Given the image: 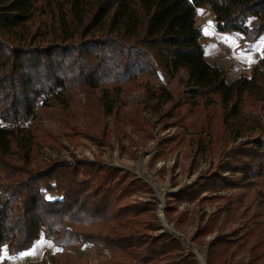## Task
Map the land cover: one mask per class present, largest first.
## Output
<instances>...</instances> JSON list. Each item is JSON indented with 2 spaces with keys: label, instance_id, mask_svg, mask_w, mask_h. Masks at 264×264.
Returning a JSON list of instances; mask_svg holds the SVG:
<instances>
[{
  "label": "trees",
  "instance_id": "16d2710c",
  "mask_svg": "<svg viewBox=\"0 0 264 264\" xmlns=\"http://www.w3.org/2000/svg\"><path fill=\"white\" fill-rule=\"evenodd\" d=\"M204 5L219 32L240 31L250 43L264 33V0H0V256L3 243L20 253L44 236L61 249L30 264H77L70 249L82 243L107 249L116 264H200L151 213L154 196L132 198L153 189L131 170L86 158L32 166L29 124L55 114L81 119L85 111L65 110L68 93L104 82L138 81L161 121L181 138L193 131L197 154L218 155L206 174L169 195L215 201L214 216L242 219L216 233L210 247L228 249L264 226V199L244 205L240 194L226 192L264 183V48L250 74L230 81L225 68L206 59L197 25ZM37 15L49 16L45 27H36ZM118 87L113 97L102 92L108 114ZM78 222L89 227L77 229ZM206 224L199 231L213 232L212 220Z\"/></svg>",
  "mask_w": 264,
  "mask_h": 264
},
{
  "label": "rangeland",
  "instance_id": "374dc122",
  "mask_svg": "<svg viewBox=\"0 0 264 264\" xmlns=\"http://www.w3.org/2000/svg\"><path fill=\"white\" fill-rule=\"evenodd\" d=\"M210 9L208 7L204 11L200 9L199 13L197 12V23L199 21L205 27L209 26ZM48 19L49 16L37 15L34 18V24L36 27H45L44 23H47ZM253 23H255V19L249 21V25ZM206 30L208 34H206ZM226 37L229 36L211 27L204 29L202 41L208 47H218L224 43L230 45L225 42ZM263 40L264 33L258 42ZM240 43L235 49L240 53L241 61L246 62L244 66L240 65L241 69L236 68L238 63L229 61L227 50L222 49V56L228 59L225 65L229 66V70L230 66H234L235 70L232 74H250L256 59L254 57L258 56V44L251 47V43L248 41ZM245 43L248 45L243 48L242 45ZM251 49L253 52H250ZM163 81L168 82L164 75ZM118 86L115 82H104L93 89H72L68 93V102L64 107L65 110L73 113H78L80 110L85 111L81 119L57 118L55 114L54 117L39 119L29 124L34 142L31 150L32 166L53 158L67 160L86 158L101 160L116 166L121 165L120 167L123 166L125 169L131 170L153 189L152 194L142 191L134 194L132 198L149 200L154 196L156 207L151 213L157 215L163 229H169L167 226L177 229L195 244L203 247L208 264H213L214 261V264L225 262L229 264H264V226L261 225L250 234L248 240H242L231 246V249L225 253L218 251L220 253L218 254L214 250H208L211 238L216 233L227 232L233 227L240 226L242 219H237V216L229 217L225 213L214 216L213 214L219 213V204L215 201H183L169 195L196 181L201 174H206L210 164L216 161L218 155L209 152H206L204 156L197 154L194 145L189 144L193 131L186 130L185 137L181 138V132L176 126H170L167 125V122L161 121L156 109L148 106L151 100L145 97V90L138 81H127ZM117 87L121 89L118 91V101L115 102L114 98H110L114 99L112 102L116 103V107L108 114L101 110L103 101L101 95L103 91H109L107 92L108 97H113ZM61 108L55 107L51 110H61ZM86 109H89L90 112L88 113ZM193 116L198 121L200 116L198 108L194 109ZM76 123H78L77 126H75ZM193 125L196 129L200 123L197 122ZM173 136L175 139L172 143H166V139ZM190 141L193 142L194 139ZM204 141H207V138ZM213 145L214 148L221 147L218 143ZM240 191H243V196ZM226 192L233 194L234 198L240 194L239 197L244 205L252 201L259 202L264 199V183L227 189ZM51 196L55 197L52 194ZM160 207L163 208V216L158 215ZM261 207L264 208V203ZM151 217L153 218V216ZM209 220H212L214 231L210 232L207 229L200 232L199 229L203 225H207ZM74 227L77 229L88 228L89 224L78 222L74 223ZM87 244L83 246L84 250L81 249L82 245L80 249H70L77 258V264H89L88 256H92L96 249L103 248L91 243ZM184 247L187 250L186 246ZM60 249L52 240L44 236L20 253L14 252L7 243H3L0 264H30L31 261L49 259L51 254ZM29 250H32V254L22 255ZM108 252L110 253V251ZM110 255V259L114 262V256L111 253ZM70 258L72 259V257ZM100 264L103 263L100 262ZM134 264L144 263L134 261Z\"/></svg>",
  "mask_w": 264,
  "mask_h": 264
},
{
  "label": "crops",
  "instance_id": "0c3cea01",
  "mask_svg": "<svg viewBox=\"0 0 264 264\" xmlns=\"http://www.w3.org/2000/svg\"><path fill=\"white\" fill-rule=\"evenodd\" d=\"M208 7H210L209 5H204V6H200L198 8V13H199V10L202 9L203 11L205 9H207ZM211 11V19H210V24H208L209 26H206L203 24V23H197V25H199L202 29V32L204 33V29L205 28H215L214 27V13H213V10L210 9ZM216 30V29H215ZM227 36H229L230 38H233L235 40V47L231 46L230 48V45H219L218 47H208L207 45H205V56H206V59L210 62V63H217L219 65H221L223 68H225L226 70H228V77L230 76V81L237 78L240 74H232V72L235 70L233 67L234 66H230L231 69L229 70V66H226V58H224L222 56V49H225L227 50V52L229 53L228 57H229V61H232L231 63H238L237 65V69H241L242 66L245 65L246 62H242L241 61V55L240 53H238V51L235 49L236 47H238L242 42L244 41H248L250 43V41L246 38V36L244 35V33L240 32V31H236V32H231V33H225ZM258 44V56L254 57L256 58L253 62V65H255L258 60L261 58L262 56V52H263V48H264V40L263 41H260V43L257 41L256 43H251V47L253 45H257ZM253 52V49L250 50V52ZM253 56V55H252ZM235 65V64H234ZM244 74H247V73H244ZM232 75V76H231ZM179 190V189H178ZM177 190V191H178ZM176 191V192H177ZM214 237V236H213ZM213 237L211 239H213ZM84 245H88L87 243L83 244L81 249H83V246ZM198 245V244H197ZM90 246V245H89ZM229 249H231L230 247L227 249H223L222 247L218 248V247H210L209 245V248L208 250H214L215 252H217L218 254H220L218 251L222 252V253H225L227 252ZM84 250V249H83ZM98 250V251H97ZM110 253L107 251V249H104V248H98L96 249L95 252L92 253V256H88V262L89 264H100V262H102L103 264H115L111 259H110ZM207 256V255H206ZM112 263H111V262ZM206 261H207V258H206ZM215 263V261H214ZM213 263V264H214ZM208 264V263H207ZM222 264H229L228 262H225V263H222Z\"/></svg>",
  "mask_w": 264,
  "mask_h": 264
},
{
  "label": "built area",
  "instance_id": "2783aa9c",
  "mask_svg": "<svg viewBox=\"0 0 264 264\" xmlns=\"http://www.w3.org/2000/svg\"><path fill=\"white\" fill-rule=\"evenodd\" d=\"M248 43L243 44V48L247 47ZM121 166V165H118ZM123 167V166H122ZM170 230H172L176 235H178L180 238H182V240L184 241V246H186L187 251H189V249H192V252L195 253L197 259L199 260L200 264H207L206 261V254L205 251L203 249V247L195 244L193 241H191V239L189 237H187L184 233L180 232L177 229L171 228L170 226H167Z\"/></svg>",
  "mask_w": 264,
  "mask_h": 264
},
{
  "label": "snow or ice",
  "instance_id": "6c2138e0",
  "mask_svg": "<svg viewBox=\"0 0 264 264\" xmlns=\"http://www.w3.org/2000/svg\"><path fill=\"white\" fill-rule=\"evenodd\" d=\"M209 23H211V22H209ZM206 34H208V33H207V30H206ZM225 42L229 43L230 46L235 47V40H234L233 38L226 37V38H225ZM49 198L51 199L52 197H49ZM38 243H39V241H38ZM29 254H32V250H29V252H27V253H23L22 255H29Z\"/></svg>",
  "mask_w": 264,
  "mask_h": 264
},
{
  "label": "water",
  "instance_id": "95a60500",
  "mask_svg": "<svg viewBox=\"0 0 264 264\" xmlns=\"http://www.w3.org/2000/svg\"><path fill=\"white\" fill-rule=\"evenodd\" d=\"M161 200H162V198H161ZM158 215L159 216H163L164 215V211H163V208L162 207L159 208Z\"/></svg>",
  "mask_w": 264,
  "mask_h": 264
}]
</instances>
